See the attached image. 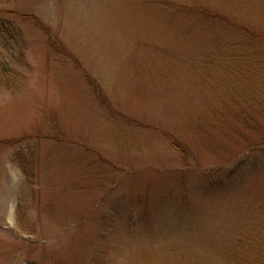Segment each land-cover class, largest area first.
Wrapping results in <instances>:
<instances>
[{
	"label": "rangeland",
	"instance_id": "374dc122",
	"mask_svg": "<svg viewBox=\"0 0 264 264\" xmlns=\"http://www.w3.org/2000/svg\"><path fill=\"white\" fill-rule=\"evenodd\" d=\"M2 62L0 264H264V0H0Z\"/></svg>",
	"mask_w": 264,
	"mask_h": 264
},
{
	"label": "trees",
	"instance_id": "16d2710c",
	"mask_svg": "<svg viewBox=\"0 0 264 264\" xmlns=\"http://www.w3.org/2000/svg\"><path fill=\"white\" fill-rule=\"evenodd\" d=\"M22 74L17 73L15 71H11L6 63L2 62L0 63V81H4V86L3 89H7L9 90V84L13 83L14 85L18 86L17 83L20 82V80L22 79ZM9 79H11L12 81L9 82ZM166 138L168 139L170 145L178 152L180 158L182 159V161H184L185 165H187L188 163V151H185V149H183V145L181 144L180 141H178L173 134L171 133H165ZM10 141V140H9ZM177 203H180V201H178ZM184 203V202H183ZM181 210V209H180ZM183 210V209H182ZM256 239H263L261 237V235L256 236L253 241L256 242ZM264 240V239H263ZM243 241H238L239 244H241ZM240 248V247H239ZM232 250L229 251V253H231ZM258 255L261 257L262 252L259 249Z\"/></svg>",
	"mask_w": 264,
	"mask_h": 264
}]
</instances>
